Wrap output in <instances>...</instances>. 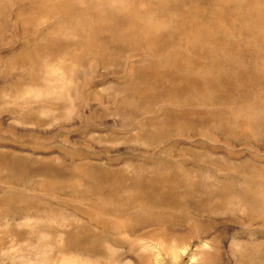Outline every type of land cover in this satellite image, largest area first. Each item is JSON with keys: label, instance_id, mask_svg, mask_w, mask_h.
Segmentation results:
<instances>
[{"label": "rangeland", "instance_id": "obj_1", "mask_svg": "<svg viewBox=\"0 0 264 264\" xmlns=\"http://www.w3.org/2000/svg\"><path fill=\"white\" fill-rule=\"evenodd\" d=\"M0 264H264V0H0Z\"/></svg>", "mask_w": 264, "mask_h": 264}]
</instances>
